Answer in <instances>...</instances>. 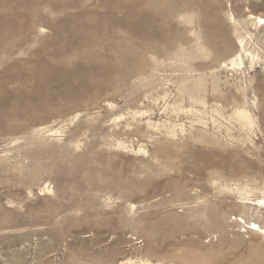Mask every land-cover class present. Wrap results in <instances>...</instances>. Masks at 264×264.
I'll use <instances>...</instances> for the list:
<instances>
[{
  "label": "rangeland",
  "instance_id": "obj_1",
  "mask_svg": "<svg viewBox=\"0 0 264 264\" xmlns=\"http://www.w3.org/2000/svg\"><path fill=\"white\" fill-rule=\"evenodd\" d=\"M257 17L0 0V264H264Z\"/></svg>",
  "mask_w": 264,
  "mask_h": 264
},
{
  "label": "bare ground",
  "instance_id": "obj_2",
  "mask_svg": "<svg viewBox=\"0 0 264 264\" xmlns=\"http://www.w3.org/2000/svg\"><path fill=\"white\" fill-rule=\"evenodd\" d=\"M262 21H264L263 18L257 17L256 18V22L259 23L260 26L264 27V23H262ZM239 46L241 47V50H243V41L239 40ZM237 59V63H235L236 60L232 61L233 64L237 65V66H241L243 65V59L241 57L240 54H237L236 56ZM264 61V60H263ZM238 115L240 117H242L243 119H246V115L243 112H239ZM249 124V123H248ZM58 132V131H57ZM259 202H261L264 205V201L263 200H259ZM249 231H254L251 228L249 229Z\"/></svg>",
  "mask_w": 264,
  "mask_h": 264
},
{
  "label": "snow or ice",
  "instance_id": "obj_3",
  "mask_svg": "<svg viewBox=\"0 0 264 264\" xmlns=\"http://www.w3.org/2000/svg\"><path fill=\"white\" fill-rule=\"evenodd\" d=\"M262 23H264V21H262Z\"/></svg>",
  "mask_w": 264,
  "mask_h": 264
}]
</instances>
